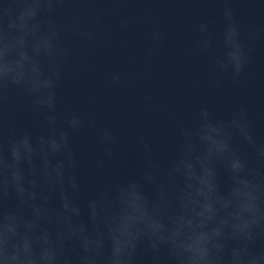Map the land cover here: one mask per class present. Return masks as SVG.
<instances>
[{
	"label": "clouds",
	"instance_id": "clouds-1",
	"mask_svg": "<svg viewBox=\"0 0 264 264\" xmlns=\"http://www.w3.org/2000/svg\"><path fill=\"white\" fill-rule=\"evenodd\" d=\"M98 2L0 0V264H136L141 244L154 253L152 264H264V246L256 247L264 240V140L245 107L217 117L205 102L182 124L149 97L145 109L178 128L176 155L164 170L138 137L142 180H89L92 195L81 206L80 139L94 137L109 160L123 157L100 114L62 106L67 65L97 38L102 17L119 12L125 0H107L111 8ZM223 2L219 46L201 21L193 51L205 53L214 73L238 80L250 60L247 41L260 33L246 35L229 0ZM66 3H88L87 20L81 10L60 18ZM132 19L122 17L121 26ZM151 39L156 52L161 33ZM126 80L114 72L109 83ZM220 87L221 80L210 79V90ZM24 110L42 114L38 133L17 132L13 113ZM220 167L229 175L226 190Z\"/></svg>",
	"mask_w": 264,
	"mask_h": 264
},
{
	"label": "water",
	"instance_id": "water-1",
	"mask_svg": "<svg viewBox=\"0 0 264 264\" xmlns=\"http://www.w3.org/2000/svg\"><path fill=\"white\" fill-rule=\"evenodd\" d=\"M229 2L244 33H260L247 41L250 60L238 80L230 74L214 73L205 53L193 51L200 37L197 26L201 21L208 22L214 44L219 46L223 0H125L119 12H108L102 17L96 26L97 38L87 45L83 55L67 65L62 106L100 114L116 134L123 153L122 158L109 160L94 137L80 139L82 207L92 195L89 180L97 185L110 178L142 180L145 153L137 143L138 137L149 142L164 170L176 155L178 128L164 114L145 109L149 97L166 111L176 113L182 124L190 123L196 109L205 102L217 117L245 107L253 117L258 139L264 140V0ZM89 6L66 3L59 6L58 16L66 18L73 10H81V19L87 20L82 10ZM95 6L111 8L112 4L99 0ZM124 16L133 18L127 28L121 26ZM154 32L161 33L162 40L156 52H152ZM114 72L127 77L121 86L110 85ZM213 77L221 80V87L210 90ZM13 120L17 132L30 128L35 134L41 130L43 116L24 110L13 113ZM101 162L103 168L99 167ZM218 173L221 188L226 190L228 172L220 167ZM145 187L151 194V186ZM261 246L264 240L257 241L256 247ZM153 256L146 244H141L136 264H152Z\"/></svg>",
	"mask_w": 264,
	"mask_h": 264
}]
</instances>
